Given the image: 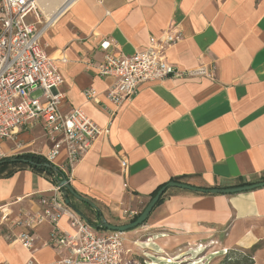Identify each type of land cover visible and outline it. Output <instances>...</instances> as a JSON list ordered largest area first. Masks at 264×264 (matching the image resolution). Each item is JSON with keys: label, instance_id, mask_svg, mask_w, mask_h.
I'll return each instance as SVG.
<instances>
[{"label": "crops", "instance_id": "0c3cea01", "mask_svg": "<svg viewBox=\"0 0 264 264\" xmlns=\"http://www.w3.org/2000/svg\"><path fill=\"white\" fill-rule=\"evenodd\" d=\"M41 5L39 20L28 21L63 77L61 111L79 109L110 129L75 165L69 181L101 215L105 211L120 226L171 180L202 189L264 183V0H73L60 12L61 3L51 10L44 23L43 10L50 5ZM167 34L180 36L164 53L167 64L181 71L203 67L212 77L143 83L116 108L106 98L115 78L98 73L105 54L100 44L109 41V53L129 56L151 37ZM88 90L96 92L92 101L84 96ZM1 148L6 158L41 156L50 143L41 125H32ZM53 188L28 169L0 178V264H61L65 253L49 245V224L32 231L33 246L25 249L17 241L25 229L11 223L20 212L39 213L40 198L51 196ZM163 194L144 225L127 235L143 253L159 258L155 264L176 256L178 263L185 257L194 262L219 252L220 258L232 249L253 250L254 264H264V187L234 195L177 188ZM58 196L64 204L61 192ZM74 200L69 195L78 210ZM86 206L93 219L80 210L86 219L79 217L92 226L94 210ZM58 227L74 231L66 214Z\"/></svg>", "mask_w": 264, "mask_h": 264}, {"label": "built area", "instance_id": "2783aa9c", "mask_svg": "<svg viewBox=\"0 0 264 264\" xmlns=\"http://www.w3.org/2000/svg\"><path fill=\"white\" fill-rule=\"evenodd\" d=\"M42 1L0 0V161L6 158L2 143L12 141L21 128L41 125L43 138L50 143L49 151L41 156L49 164L56 165L70 181L75 165L99 138L109 134L110 129L96 125L79 109L61 111L63 77L41 47L40 32L28 21L29 18L35 23L39 20ZM179 40L176 34H167L160 40L151 37L143 50L129 56H114L108 52L110 42L103 41L100 49L105 54L98 73L102 77L115 78L106 98L119 108L135 96L143 83L191 76L211 78V73L203 67L181 71L166 63V49ZM34 93L40 95L33 97ZM84 96L92 101L96 92L88 90ZM121 166L125 169L126 163L122 161ZM60 192V187L54 186L51 196L40 198L39 213L20 212L12 220V225L25 229L17 238L22 247L31 249L32 231L47 223L51 227L49 245L65 253L61 264H122V234L94 229L59 202ZM63 214L68 215L73 232L59 229V218ZM8 218L9 215H4L2 222H7Z\"/></svg>", "mask_w": 264, "mask_h": 264}, {"label": "trees", "instance_id": "16d2710c", "mask_svg": "<svg viewBox=\"0 0 264 264\" xmlns=\"http://www.w3.org/2000/svg\"><path fill=\"white\" fill-rule=\"evenodd\" d=\"M10 159H14L13 162H10ZM3 160H6L7 162L0 165V178H10L15 173H17L20 170L28 169L31 172L41 175L45 177L46 179L50 180L54 186H57V179H66L68 181V178L62 173L58 168L55 166L49 164L45 161V159L40 155L30 154V153H23L20 155H16L12 158H4ZM51 165L52 167L56 168L57 175L53 171L52 168H49L48 166ZM172 182H177L176 180H171ZM170 181V182H171ZM264 182V179L262 180ZM252 183H240L239 186H247L251 185ZM164 185H161L158 187L151 195L150 198H153L156 193L164 187ZM164 195V194H163ZM163 195L158 201L157 205H160L163 201ZM73 198V197H72ZM74 199V198H73ZM71 208L73 211L77 212L82 216V218L86 219L85 216L80 213L72 204ZM95 214V224L92 225L93 228L96 230L106 231L105 229H102L99 225L98 217L101 215L100 211L94 212ZM138 215H135L132 219L129 220V222L134 221L137 218ZM139 264H146L143 260L142 262L139 261ZM211 264H254L253 260V250L250 251H242L240 249H232L227 250L225 254L219 258V260L216 263Z\"/></svg>", "mask_w": 264, "mask_h": 264}, {"label": "water", "instance_id": "95a60500", "mask_svg": "<svg viewBox=\"0 0 264 264\" xmlns=\"http://www.w3.org/2000/svg\"><path fill=\"white\" fill-rule=\"evenodd\" d=\"M9 161L13 162L14 159H10ZM6 162H7L6 160H1L0 165L4 164ZM48 167L52 168L53 171L57 175L56 168L52 167L51 165H49ZM57 182H58L57 186L60 187V189H61V195H62V198L64 201V205L67 206L69 209L72 210L71 203L69 201V195H70L75 200L88 205L91 209L94 210V212H98V209L96 208V206L91 201H89L86 198L81 197L80 195H78L74 191V189L70 186L69 181H67L66 179H61V180L57 179ZM262 187H264V183H256V184L247 185V186H236V187H229V188L202 189V188H196V187H193V186H190L187 184H183V183L169 182L164 187H162L152 199H150V201L145 206L143 211L138 214L137 218L134 221L129 222V223L124 224V225L115 226V225L108 223L103 218V216L100 215L98 217L99 225L102 229H105L108 232H116V233H120V234H124V233L130 232V231H133V230L143 226L144 223L146 222V220L148 219L150 213L152 212V210L157 205V203H158L159 199L161 198V196L163 195V193L166 190H168L169 188H177L180 190H186V191L196 192V193H201V194L234 195V194H240V193H244V192L254 191V190L262 188ZM75 213L78 216L82 217L77 212H75Z\"/></svg>", "mask_w": 264, "mask_h": 264}, {"label": "rangeland", "instance_id": "374dc122", "mask_svg": "<svg viewBox=\"0 0 264 264\" xmlns=\"http://www.w3.org/2000/svg\"><path fill=\"white\" fill-rule=\"evenodd\" d=\"M46 2H48L49 3V1H46ZM51 4H50V9H46L47 11H45V10H43V17H42V22L44 23L45 22V19H46V16H47V14L51 11V10H53V9H56L59 5H60V3H61V1L60 0H57V1H55V0H51ZM45 4H42L41 6H43V7H41V8H45L46 6H44ZM40 95V93H34L32 96L33 97H38ZM74 202L76 203V204H78L77 205V208H78V210H80L83 214H85L88 218H90V219H93V215H92V212L90 211V209H88V208H86L87 206L84 204V203H82V202H79V201H77V200H74ZM104 214L107 216V218H108V215H107V213L104 211ZM104 214H103V212H102V216H103V218L106 220V218L104 217ZM128 214V213H127ZM125 216L127 217V215H126V213H125ZM129 218V219H128ZM110 221V223L111 224H116V223H113V220L112 219H110V217L108 218ZM131 218L128 216L127 218H125V220L124 221H121V223L120 224H118V225H123V224H127V223H129V220H130ZM135 230H137V229H135ZM130 232H127V233H124V234H122V237H123V240H124V252H123V259H125L126 260V262H128V261H135L137 264H139V261H146V263H148V264H155V262H157V260L159 259V258H154V257H152V256H149V255H146V253H143L142 252V249L143 248H141L142 247V245L141 246H136V245H133V244H135V243H133V241H131V239H129V238H127V235L129 234ZM144 239H142V241H143ZM147 252V251H146ZM188 252L189 253H193L191 250H188ZM207 252H208V250H206L202 255H200L201 257H203V256H205V254H207ZM197 253V254H196ZM196 255H198L199 253H201V250H198V252L196 251ZM220 253V252H219ZM219 253H212V254H209V255H207V257L206 258H204V259H202V258H200V259H198V258H196L195 257V254H194V256L193 257H195L194 258V262H192V260L191 259H189V258H184V259H181L179 262H181V263H178V256H176L175 258H173V259H167L168 260V264H211V263H216L218 260H219V258H216V256L217 255H219ZM189 257H192V256H189ZM215 257V258H214ZM148 258H150L151 260H147ZM177 259V260H176ZM180 259V258H179Z\"/></svg>", "mask_w": 264, "mask_h": 264}, {"label": "bare ground", "instance_id": "6f19581e", "mask_svg": "<svg viewBox=\"0 0 264 264\" xmlns=\"http://www.w3.org/2000/svg\"><path fill=\"white\" fill-rule=\"evenodd\" d=\"M46 1H49V3L48 2H46ZM55 1H57V0H55ZM61 1V0H60ZM75 1V0H74ZM71 2H73V0H62V2H61V6H59V9L57 10V12H60L62 9H64L66 6H68L69 4H71ZM52 2H51V0H43L42 2H41V4H45L44 6H46V7H49V5L51 4ZM72 7V6H71ZM68 8V7H67ZM62 12H64V11H62ZM51 21V20H50ZM54 23V22H53Z\"/></svg>", "mask_w": 264, "mask_h": 264}]
</instances>
